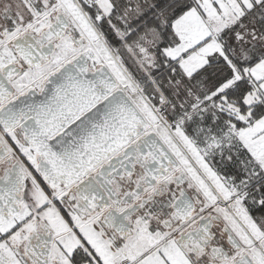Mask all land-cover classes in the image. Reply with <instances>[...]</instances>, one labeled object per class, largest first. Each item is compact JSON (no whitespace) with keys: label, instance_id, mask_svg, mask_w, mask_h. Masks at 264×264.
<instances>
[{"label":"snow or ice","instance_id":"snow-or-ice-1","mask_svg":"<svg viewBox=\"0 0 264 264\" xmlns=\"http://www.w3.org/2000/svg\"><path fill=\"white\" fill-rule=\"evenodd\" d=\"M0 264H264V0H0Z\"/></svg>","mask_w":264,"mask_h":264}]
</instances>
